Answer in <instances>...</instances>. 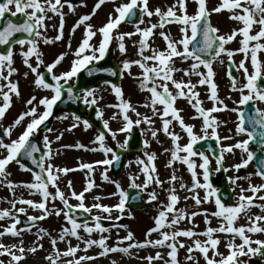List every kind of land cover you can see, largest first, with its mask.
Returning <instances> with one entry per match:
<instances>
[{
    "label": "rangeland",
    "instance_id": "374dc122",
    "mask_svg": "<svg viewBox=\"0 0 264 264\" xmlns=\"http://www.w3.org/2000/svg\"><path fill=\"white\" fill-rule=\"evenodd\" d=\"M43 2V0H42ZM64 4V7L61 9L63 13V35L62 39L55 41V37L60 33L61 25V16L59 14L48 11L46 13L45 19V28L41 29L43 36L47 37L49 40H53V43L45 44L43 38H38V48L41 53V59L43 64L40 65L38 71L42 72V69H47L46 66L52 63L57 56L61 53H67L63 61L53 70L56 75L61 74L62 72L68 71L71 68L72 62L76 59L74 53L79 47L81 41L84 39L85 33V24H82L80 27L76 28L73 32V27L77 21L83 15H90L93 11L94 6L98 0H81L80 3L72 4L75 8L74 11H70L68 4ZM129 0H106V2L96 10L95 14L91 16V20L87 21L86 24H91L94 30L99 29L106 23H108L109 16L111 15L115 18L118 13L115 12V8L123 3H128ZM176 0H149L148 7L150 10L154 11L156 8H160L162 11H166L168 7L175 4ZM221 3V0H206V6L211 12V21L214 25L218 26L219 33L221 35L231 34L233 29H239L242 27V24L230 19L231 13L227 10L221 11L219 13L212 12L211 10L217 7ZM15 9L13 8L12 11ZM197 10V4L194 0H187V12L189 15L195 14ZM20 15V14H18ZM160 18L156 15L148 17L143 16V23L139 24L141 29H144L150 24H158ZM137 24H121L113 30L112 36L114 37L111 41L109 47L112 49L115 59L119 62L121 69L123 71L122 65L125 60L134 61L140 59L138 55L139 51V42L142 39V36L136 32ZM180 25L176 23L165 24L164 28H157L154 30V34L149 37L148 44L150 48L157 50H165L167 47L166 41L160 35L161 31L169 35L173 39H180L182 34L180 32ZM258 26L253 28L252 34H255L258 31ZM124 33H135L131 36H125L124 45L126 51L121 53L119 50V43L116 39L121 34ZM190 35V32H189ZM101 35L97 32V35L92 38L90 43L98 46L101 40ZM242 36L237 35L236 38L225 47L228 49L235 50L240 47V40ZM264 43V41H261ZM70 45V47H69ZM28 45L21 47L20 45H14L13 47V67L16 71L10 77L13 82L18 83V88L20 95L12 96L11 107L5 113V116L0 119L2 127L5 129L9 128L14 124V121L24 112L28 111L29 105L27 101L35 96L36 101L34 105L38 106V113H42L45 108L43 105H39V100L43 97H51L53 93L50 90L38 88L35 85V80L37 75L33 73L24 63V56L22 53L27 50ZM182 51V46H178ZM145 55H151V51H145ZM259 57L264 61V52L259 54ZM232 59L235 60V64L238 65L241 60L244 59L242 53L235 54ZM223 61L221 63L220 61ZM29 62L36 66V58L33 56L30 58ZM151 65V61L148 62ZM193 63L191 59L182 61L179 57L174 58V67L180 69L173 74V77L177 81L191 80L193 84H196V92L199 93V99L202 101V106L205 109H211L213 107V102L209 100L210 95V85H199L198 81L200 77L196 75L185 76L184 70H188L190 65ZM229 63L228 57L222 55L216 61L213 62V70L215 76L213 78L214 83L217 85V94L220 100L223 101L224 105H227L226 110L217 111L212 113L218 122L216 125V132L220 133L223 139L224 149L232 147L231 152H224V169H227L226 175L229 180V184L233 190L235 201L233 204H225L226 206H235L239 204V197L241 195V188L248 189L249 185H261L264 184L263 179L256 175V170L252 166V161L246 167H242L241 171H237L234 167L237 164H240L242 160L247 159L248 153L243 151L240 148L233 147L238 142L248 140L247 133H237L236 128L239 124V111L242 109V105L238 103L240 99V92L232 89V82L227 74V64ZM246 67H248L249 72L252 71L250 59L246 62ZM200 72L206 73V69L201 66L199 69ZM27 73V76H25ZM7 70H5V75ZM142 75V69L133 64L130 71H123L121 78L120 87L123 92V101L130 102L132 108L135 111H128V116L131 120L135 121L137 119L141 120L139 125L133 124L134 129H138L143 133L145 141H147L148 146H145L144 143V154L140 156L133 154L128 159L126 167L119 172L118 178H114L110 169V165L97 164L98 161H103L104 159H113L112 153L105 155L103 151L98 150V143H93L95 137L98 135V131L92 126L85 128L83 121L84 118H81L79 122H76L73 115L66 111H58L55 114L51 115L52 117V126L49 129H52L51 132L46 131L44 134L36 132L34 136H39L42 138V144L44 145V136L47 135L49 141L51 142L52 158L51 160L45 161V164L51 163L56 168H68L72 169L67 174L60 173V178L57 182L60 191L65 193L66 198L68 199L69 204L74 206L80 213H83L82 209L76 207L80 201L71 196V192L75 191L77 194L84 191L87 184L91 181L94 184V187L85 192L84 201L86 207L92 208V205L99 203L101 205L108 206L111 209L110 213L103 212L102 210L92 208L91 212H88L92 215V219L87 221L90 226H94L93 217L100 216L101 224L104 228L108 229L106 232L94 231L91 236L88 233L84 232L83 229L78 230L79 235L83 239H77L76 237L66 236L64 240H60L59 236L61 230L65 227L70 228L71 225L66 221L63 211H67L63 202L56 198L52 200L51 198L47 202V208L51 214H49L45 219L40 220L39 224H35L31 227V231H23L20 236H12L10 234L0 236V244H3L6 247H11L16 245L17 247L20 244V241H23V246L26 249L25 259L20 261V264L26 263L32 252H28L27 249L37 246L38 250L36 253L41 256L47 253L48 256H55V252L58 249H65L75 247L79 245V251L75 254L74 259L78 258L81 253H85L93 259L86 261L85 264H149V261L146 259L148 256L155 257L159 252L163 259H154L152 264H170V258L168 252L170 249L168 247L161 246H148L144 248H131L129 252H109L106 255H101L103 249L98 245H93L88 247L85 251L84 241L87 239L99 240L101 236L106 237V245L109 248L128 247L130 241L124 240L123 238L127 236V233L131 231L134 234V239L132 242H143L146 239V233L149 229L155 227V219L158 217L160 211L163 210V205H166L169 200V189L174 188L175 194L179 197L178 203L175 205L177 210H185L189 215L192 212L201 213L192 217L191 219H184L178 225H175L172 228L165 227L161 231L173 232L179 230H188L191 229L197 233H203L208 227L218 228L223 220L217 218L211 213L216 212L217 206L215 205L214 198H211L209 202L196 204L195 200L191 197L198 194L201 199L205 196V189L197 188L195 192H189L186 188H181V184L187 186V188L192 187V175L189 171L186 164L182 161L177 160L169 163L172 160L171 152L174 148L172 139L166 135L162 130V120L159 115H154L151 104V94L140 88V77ZM237 87L242 86L246 81L244 78V73L242 70L239 71ZM76 81L75 77L69 81L71 84H74ZM161 83V81H156ZM0 83H5L0 81ZM170 90L175 94V90L171 83H169ZM94 95L97 99V105L99 109L103 112L104 121L109 122V128L112 132L116 133L115 139H113L111 133L106 135V145L111 147L115 152V149L120 145L124 144L126 138L129 136L130 131L122 132L120 129L126 123L123 120L122 110L114 105H119L121 99L117 98L115 92L113 91L112 85L109 83L102 82L96 87H94ZM247 94V92H245ZM83 97V92H81V99ZM83 100V99H82ZM2 102V101H0ZM195 101H193L194 103ZM148 105V106H145ZM178 110H180V115L183 117L185 124L194 125V132L197 135H205L202 131L203 128V119L199 117L198 113L194 108L189 104L188 100L185 98H178L175 101L174 105ZM217 107H223L222 105H217ZM157 108L162 112L163 106L157 105ZM236 109V111H232ZM139 113V117L137 116ZM115 116V119L113 117ZM150 117L152 123H146L143 121V117ZM66 117V118H65ZM196 117V118H194ZM32 117H25L20 125L12 127L11 136L4 140L5 143H10L11 140H15L18 136L25 130L26 125L31 121ZM168 119H172L171 116ZM73 123H78V126L72 128ZM71 128V131L68 129ZM157 132L156 137L152 136V131ZM170 132H175L180 136L179 144L181 146L186 145L189 142L187 133L180 127L179 123L175 120H172V123L169 127ZM212 129L208 130V135H211ZM63 133L61 139L57 140V136ZM32 136V137H34ZM77 144H81L84 147H77ZM68 146V147H66ZM92 149H97L93 151ZM251 151V148H248V152ZM155 154L154 165L156 168L155 173H152L154 177H157L161 184H157L155 180L148 183L147 187H140L142 194L145 200L150 202V205L143 209L137 211H131L126 205V198L128 194V189L132 186L133 180L136 184L143 186L147 180V176L143 172V165L138 161L143 160L145 163H148V155ZM7 152L4 149H0V157L6 156ZM178 155L183 157L186 155L181 152ZM191 159L199 165L202 161L199 156L192 157ZM92 164L93 169H82L81 164ZM19 163L16 161L11 162L7 167L6 171L10 173L7 179L0 177V210L8 209L13 215L20 217H39L43 215L42 210L33 209L28 205L18 203L20 200H32L34 202H40L42 197L35 190H29L24 185L33 182L32 171H27V167L21 168ZM217 164L211 158V169L214 176L218 179L217 176ZM198 178L201 183H204L202 176V169L199 167L196 168ZM105 175L107 179H105ZM175 175L177 179L171 181V177ZM238 177V179H237ZM231 180H235V183H232ZM11 181L15 187H8V182ZM71 181V189L68 187V182ZM120 185L118 189L116 184ZM49 192L55 195L56 188L49 186ZM121 190L126 194L124 197L120 195ZM155 192L157 194L156 200H150V194ZM244 195L252 196L251 191H245ZM257 196H264V191H261L256 194ZM99 197V199H95ZM188 197V199H185ZM124 199V209L121 211L117 205L120 204L121 199ZM17 201L15 209L12 208V202ZM255 205L264 204V201L256 199L254 201ZM25 208V213H18L17 209ZM61 209L62 214L57 216L55 215V210ZM207 212V219L210 221V224L205 223V215L203 213ZM254 216H264V211L261 210L258 206L250 207L246 212L239 214L238 219L234 223V227L239 226H249L248 217ZM172 219L170 215L168 221ZM13 220L11 218L0 219V231L5 227L9 226ZM83 224L84 222H78ZM126 226V227H125ZM259 226L264 227L260 224ZM18 229H22L21 224L17 225ZM43 229L45 232H41ZM46 233V234H45ZM246 235L253 241L261 240L264 241V232L259 233H249L246 232ZM42 237V239L40 238ZM55 238L57 240L56 249H53L51 240ZM160 238V233L155 232L148 237V239L156 240ZM213 238L219 240L215 251L220 253L222 256L227 257L230 254V249L228 248L229 242L240 245L243 243L242 239L236 235L226 232H216L213 234ZM198 239L201 242L206 241L208 238L204 235H197L193 238L188 237H178L177 242L184 244L185 247L177 249V261L178 264H206L203 254L199 251H194L191 255L194 257L193 260H188L186 257L189 255L188 246H192L193 240ZM122 241V242H121ZM42 245V248L39 247ZM252 248H257L258 245L253 243ZM15 250V249H14ZM246 255L238 256L236 259V264H264V255L257 253L252 254L247 252V246L244 248ZM16 254H19L17 251ZM209 257H212L213 250L210 248ZM112 256V257H111ZM0 259L4 260L3 264H11V257L9 255H0ZM216 260L220 259V256L215 257ZM84 262V261H83ZM82 263V262H81ZM39 264H51L48 259H40Z\"/></svg>",
    "mask_w": 264,
    "mask_h": 264
},
{
    "label": "snow or ice",
    "instance_id": "6c2138e0",
    "mask_svg": "<svg viewBox=\"0 0 264 264\" xmlns=\"http://www.w3.org/2000/svg\"><path fill=\"white\" fill-rule=\"evenodd\" d=\"M68 3V7L70 11H74V6L65 0ZM106 0H98L96 5L93 8V11L90 15H83L77 23L73 27V32L76 28L80 27L82 24H85V33L84 39L81 41L79 47L75 51L74 55L76 59L73 60L70 70L62 72L59 75H56L53 70L63 61L67 53H61L59 56L55 58V60L46 66L47 73L51 76V80L54 83H49L45 77V75L38 71L40 65L44 62L41 59V53L38 48V38H43L44 43H53V40H49L47 37L43 36L41 32L42 28H45V19L46 13L51 11L53 13L59 14L61 16V25H60V33L54 38L55 41H59L62 39L63 35V13L61 9L64 7V4L61 0H0V19L5 18L6 13H10L12 17L17 16L18 14L24 17L23 21L20 23H15L11 19L7 20V23L0 28V45L7 46L6 51L0 52V81H4L5 83H0V119L5 116L7 110L11 107L12 96H19V88L18 83L13 82L10 77L16 71L13 65V47L14 45H20L21 47L28 45L27 50L22 53L24 56L25 65L37 75L35 80V85L38 88H43L50 90L53 95L49 97H43L39 100V105H43L45 110L42 113H38V106L34 105V101H36V97H31L27 104L30 106L28 111L22 113L15 121L12 126L4 130V136H11L12 127L20 125L21 122L25 119V117H32L31 121L26 125L25 130L18 136L17 139L11 140L10 143H5L3 138H0V149H4L7 152L6 156L0 157V177L7 179L10 175L6 171V167L13 161L19 163L20 157H27L31 160L32 164H35L40 169L39 172H33V182L24 185L29 190H35L38 192L42 199L40 202H34L32 200H20L18 203L25 204L30 206L33 209L42 210L43 215L39 217H29V221L34 224L37 220L45 219L49 214H51L47 208V202L51 198L55 200L59 198L65 208L72 210L73 206L69 204L68 199L65 196V193L60 191L58 187V180L60 178V173L67 174L72 169L68 168H56L53 164L47 163L45 161L51 160L52 158V150H51V142L47 135L44 136V146L47 149L45 154H42L39 158L34 155V153L40 152V148L37 144L33 143L31 137L35 135L40 125L44 124V122L52 115L53 107L57 104L58 101L61 100L64 91L66 90L69 98L74 97V85L70 84L74 77L77 76L78 73L81 72L82 69L87 70L89 75H92L94 71H100V69L89 68L94 61H99L105 57L106 52L108 51L109 45L113 40L112 32L116 29L121 22L126 20H130L135 17L137 11H139L140 18L139 24H142L143 16L146 15L149 18L153 15H156L160 18L158 24H150V26L141 29L139 24L136 26V32L142 36V39L139 42V51L138 55L140 59L134 61L125 60L123 62L122 68L123 71H130L133 64L139 66L142 69V75L140 77L141 83L140 88L142 90H146L151 94V108L154 115H159L162 120V130L168 135L174 144V148L171 152L172 160L169 163V167L171 163L177 160L182 161L187 165L189 171L192 175V187L187 188L183 183L181 184V188H186L189 192H195L197 188L205 189V196L203 199L199 197L198 194L193 195L191 198L195 200L196 204L199 205L201 203L209 202L211 198H214L215 205L217 206V211L211 213V215L220 218L223 220V223L220 224L218 228L208 227L205 232L197 233L188 230H179L173 231L171 233L166 231H161L165 227L172 228L175 225H178L184 219H191L196 215L201 213L192 212L190 215L183 209L177 210L175 205L179 201V197L175 194V189H169V202L166 205H163V210L159 212L158 217L155 219V227L148 230L146 233V239L143 242H132L134 239V234L129 231L127 236L123 239L130 241L128 247L120 248V247H112L109 248L106 245V237L101 236L99 240L87 239L84 241L86 247L85 251L88 247L93 245H98L103 249L101 255H106L109 252H129L131 248H144L148 246H161L168 247L170 251L168 252V256L170 258V264H178L177 261V249L178 247H185L184 244H180L177 242L178 237H188L193 238L197 235H204L208 239L204 242H201L198 239H194L192 246H188L189 255L186 257L188 260H193L194 257L191 255L194 251H199L203 254L206 264H236V259L238 256L246 255L244 248L247 246V252L252 254H264V241L261 240H251L246 232L249 233H259L264 232V227L259 226L264 223V216H254L248 217L249 226H239L234 227V223L239 217V214L242 212H246L252 206H258L264 211V204L255 205L254 201L256 199L264 201V196H257L256 194L264 191V184L261 185H249L248 189L241 188V195L239 197V204L235 206H226L222 203V197L218 194V190L213 187L211 184L210 177V160L207 155L203 151H195L194 146L203 139H207L208 130L211 128V138H215L217 142L219 141V136L216 132L217 121L216 118L212 115V113L217 111H222L227 109V105H224L223 101L219 99L217 94V85L214 83L213 78L215 76L213 70V62L220 58L222 55H226L230 62V69L228 75L232 82V89L240 92V99L238 103L240 105H248L250 102H264V61H262L259 57L261 52H264V0H221V3L212 9V12L219 13L221 11L227 10L231 13L230 19L235 20L242 24V27L239 29H233L231 34L219 35V29L212 26L210 22L211 12L207 9L206 0H194L197 4V10L195 14L189 15L187 12V0H176V3L167 8L166 11H162L160 8H156L154 11L150 10L148 7L149 0H129L128 3H123L118 5L115 8V12L118 15L113 18L111 15L109 16L108 23L103 25L97 30L93 29L91 24H86L87 21L91 20V16L95 14L96 10L99 9ZM15 9L12 11V9ZM176 23L179 24L180 32L182 34L180 39H173L169 35L165 34L161 31L160 35L166 41L167 47L165 50H157L150 48L148 44V39L150 36L154 34V30L157 28L163 29L165 24ZM258 26L259 30L252 34L253 28ZM97 32L101 35V40L99 45H93L90 43L93 37L97 35ZM190 32V35H189ZM17 33H26L28 38H18L14 39ZM135 33H124L116 37L119 43V50L121 53L126 51L125 45L123 43L125 36H131ZM242 36L240 40V47L232 50L228 49L225 46L231 43L236 36ZM178 46H182V51ZM70 47V45H69ZM145 51H151V55H145ZM236 53H242L244 55V59L239 62L236 66L237 71L242 70L244 73L245 83L242 86L237 87L238 79L232 76L231 65L235 62L232 61V57ZM35 56L36 58V66L29 62L30 58ZM179 57L182 61L191 59L193 63L190 65L188 70H184L185 76L196 75L200 77L198 84L199 85H210V95L209 100L213 102V107L211 109H205L202 106V101L199 99V93L195 91L197 85L193 84L191 80L187 82L181 80L177 81L174 79L173 74L180 69L174 67V58ZM207 57V58H206ZM250 59L252 71L249 72L248 67H246V62ZM152 62L149 65L148 62ZM223 63V61H220ZM203 66L207 71L206 73L200 72V67ZM5 70H7V74L5 75ZM111 73V75H117V72L112 69H105ZM123 71L121 75H123ZM27 76V73H25ZM161 81V83H157L156 81ZM108 83V82H106ZM169 83L173 86L175 90V94L169 88ZM113 91L117 98L121 99V103L119 105H114V107H118L122 110L123 120L126 122L124 126L120 129L122 132H128L133 127V124L139 125L141 123L140 119L135 121L131 120L128 116V111H135L132 108L130 102L123 101V92L122 88L117 85H112ZM94 89H84L83 90V102L86 105H95L97 103V99L94 95ZM247 92V94H245ZM178 98H185L188 100L189 104L194 108L196 113H198L199 117L203 119V128L202 131L205 135H197L194 132V125L185 124L183 117L180 115V110H178L174 105L175 101ZM193 101H195L193 103ZM157 105L163 106L162 112ZM217 105H222L223 107H217ZM148 106V105H145ZM232 111H236V109H232ZM252 111L254 112V116L248 117L249 123L252 125V131H247L245 127V117L243 113H240L239 124L237 125L236 131L237 133H245L249 137V140L253 139L256 133V128L259 127L261 131L259 132V136L261 138V143L264 144V110L253 107ZM139 113L137 116L139 117ZM97 116H103L102 111L97 112ZM171 116V120L168 117ZM66 118V117H65ZM196 118V117H194ZM76 122L80 121L79 116L74 117ZM115 119V116L113 117ZM172 120H175L179 123L180 127L187 133L189 138V142L186 145L181 146L179 144L180 136L175 132H170L169 127L172 123ZM143 121L151 124L150 117H143ZM85 128L91 127L87 120L83 121ZM78 126V123H73L72 128ZM104 129H107L109 133H111L113 139H115L116 133L112 132L109 128V122L107 120L103 121ZM49 132L52 129H48ZM71 131V128L68 129ZM157 132L155 130L152 131V136L156 137ZM63 133L57 136V140L61 139ZM249 140H244L238 142L233 147L240 148L243 151L247 152V159L242 160L240 164L235 165L234 167L238 171L242 167H246L249 162H251L254 158L253 153L248 152L247 145ZM106 136L103 131L99 132L95 137L93 143H98L100 151H103L105 155L108 153H112L113 159L119 160V156H116L113 149L108 147L105 143ZM127 145V141L124 144H120L119 147L124 148ZM145 146L147 147V141H145ZM68 147V146H66ZM77 147L83 148L84 146L81 144H77ZM93 151L97 149H92ZM232 147H228L226 149L220 150V155L216 158L217 168L216 171L219 172L222 170L224 152H231ZM185 153L183 157L178 155L179 153ZM199 156L201 159V163L197 165L192 157ZM155 154L148 155V163L140 160L138 161L143 165V172L147 176V180L144 185H138L133 180L131 186L135 188L144 187L146 188L148 183L155 180L157 184H161L157 177H154L152 173H155L156 168L154 165ZM112 160L104 159L103 161H98L97 164H112ZM21 168H24V165H20ZM80 167L82 169L92 170V164H81ZM199 167L202 169V176L204 183L200 182L198 178V174L196 168ZM27 171H31V169H25ZM227 171V169H223ZM256 175L260 176L264 179V159L259 161L258 169ZM105 179L107 176L105 175ZM177 177L173 175L171 177V181H175ZM238 179V177H237ZM232 183H235V180H231ZM56 188L55 195L49 192V186ZM8 187L14 188L15 185L9 181ZM68 187L71 189L72 184L71 181L68 182ZM94 187V184L90 181L85 187L84 191L77 194L75 191L71 192V196L80 201V203L76 206L79 209H82L84 212H91L92 208H96L102 210L103 212L110 213L111 209L108 206L101 205L96 203L92 205V208H88L83 203L85 192L90 191ZM116 187L119 189L120 185L117 183ZM245 191H251L253 193L252 196H245ZM120 195L124 197L126 194L121 190ZM95 199H99L96 197ZM157 194L155 192L150 194V200H156ZM188 199V197H185ZM17 201L12 202V208L15 209ZM124 199L122 198L120 204L117 207L123 211L124 209ZM25 208L21 207L17 209L18 213H25ZM62 214L61 209L55 210V215L59 216ZM205 215V223L210 224V221L207 219V212L203 213ZM63 215L65 216L66 221L71 225L70 228L65 227L61 230L59 239L64 240L66 236L76 237L77 239H83L79 235L80 229H83L84 232L88 233L89 236L94 231L98 232H106L108 229L104 228L101 224V217L96 216L93 217L94 226H90L87 221L83 224L78 223L77 219L73 217L71 211H63ZM172 216V219L168 221V217ZM11 218L13 222L5 227L2 231H0V236L4 235H12V236H20L23 231H31V227H26L22 229H18L17 225L21 223L18 216L13 215V213L8 210H0V219ZM126 227V226H125ZM41 232H45V230L41 229ZM155 232L160 233V238L156 240L148 239ZM216 232H226L232 234L233 236L238 235L243 243L240 245H235L231 242L228 244V248L230 249V254L227 257L222 256L220 253L216 252L215 249L219 244V240L213 238V234ZM46 234V233H45ZM42 239V237H40ZM122 242V241H121ZM53 249H56L57 240L53 238L51 240ZM255 243L258 245L257 248H252L251 245ZM42 248V245H39ZM210 248L213 250L212 257H209L208 253ZM15 249V250H14ZM38 250L37 246H33L27 249L28 252H36ZM79 245L75 247H69L64 252H59L57 249L55 252V256H48V259L51 264H57V261L60 256H75V254L79 251ZM17 251L19 254H16ZM26 249L23 246V241H20L19 246L13 245L11 247H6L3 244H0V255H9L11 257V264H20V261L24 260ZM220 256L219 260H216L215 257ZM93 257L90 256H80L78 259L69 260L66 264H81L84 260H91ZM146 259L149 261V264H152L154 259H163L161 254L158 252L155 257L148 256ZM0 264H3V261H0Z\"/></svg>",
    "mask_w": 264,
    "mask_h": 264
},
{
    "label": "water",
    "instance_id": "95a60500",
    "mask_svg": "<svg viewBox=\"0 0 264 264\" xmlns=\"http://www.w3.org/2000/svg\"><path fill=\"white\" fill-rule=\"evenodd\" d=\"M68 1L69 2H80L81 0H68ZM140 15L141 14L139 13V11H137V14L135 17L131 18L130 20H126V21L127 22H137L140 18ZM9 19H11L15 23H20L23 21L24 17L22 15L12 17L10 13H6L5 18L0 19V28H2L7 23V20ZM18 38H28V37L26 33H17L14 39H18ZM6 48L7 46L0 45V52L6 51ZM89 68L100 69V71H94L92 75H89L87 70H84V69L81 70V72L78 74V77H77V83L76 85H74V97L69 98L65 90L62 95L61 100L58 101L57 104L55 105L54 112L58 110H68L78 115H86V117L88 118L89 122L92 125H94L98 129L106 133L103 128V122H102L101 117L97 116L98 110L96 109L95 105H92L87 113L84 112L83 108H84L85 103L80 102L79 91L82 89H91L94 85L98 84L102 80H109V81L114 82L116 85H118L120 82L121 70L119 68V64L112 57L111 51L107 52L106 56L100 61L96 62L94 65H89ZM105 69H112L117 72V75L113 76L111 75L110 72L105 71ZM43 74L45 75L49 83H54L51 80V76L47 73V71L44 70ZM244 113H245L244 114L245 126L248 129V131H252V125L249 123L248 117L254 116V115H251L249 111L244 112ZM51 123H52L51 119H48V121H46L44 125L40 127V132L42 133L45 132L51 126ZM258 128L259 127L256 128L255 135L258 133ZM6 137L7 136H4V131L0 127V138H6ZM40 141L41 140L39 138H34L32 140V142L37 144V146L40 148V152L34 153V155L37 157L38 160L40 156L44 154V152H47V149L41 146ZM255 141H256V137L254 136V138L251 140V143H254ZM214 142L215 140L204 142L203 148H205L206 146L207 147L210 146ZM141 143H142V136L140 135V133H138V131H134L132 137L127 142V145H126L127 148L118 149L116 156H119V160H115L112 165L114 174L116 176L118 174V171L121 170L125 166L128 155L134 151L141 150ZM262 145H263L262 143L258 144L257 145L258 148L255 151H253L254 165L257 168H258L259 161L264 159V152L261 150ZM219 150H220L219 147H216L213 149V152L216 153ZM20 160L26 166L30 167V169H32L33 171L35 172L40 171L38 166L35 164H32L29 158L22 156L20 157ZM222 179H223V186H222V190L219 192V195L224 200L232 201L231 190L228 188V183L224 176H222ZM129 203L133 210L140 209L148 205L146 202L142 200L141 195L138 192V189L135 187L131 189ZM70 211L75 219L85 220L86 218L89 217V216H83L81 218L80 215L75 213L74 208ZM22 222L25 226L32 224L30 221H27L26 219H22Z\"/></svg>",
    "mask_w": 264,
    "mask_h": 264
},
{
    "label": "bare ground",
    "instance_id": "6f19581e",
    "mask_svg": "<svg viewBox=\"0 0 264 264\" xmlns=\"http://www.w3.org/2000/svg\"><path fill=\"white\" fill-rule=\"evenodd\" d=\"M68 248H65V249H59V252H64V251H66ZM80 256H88L87 254H85V253H81L80 254ZM79 256V257H80ZM46 257H48V255H47V253H45V254H43L42 256L40 255V254H38V253H36V252H32V254H31V257H30V259L26 262V263H24V264H39V261H40V259L42 258V259H45ZM73 256H67V257H65V256H60L59 257V259H58V261H57V264H66V262L67 261H69V260H73L74 258H72ZM78 257V258H79ZM112 257V256H111ZM78 258H76V259H78ZM86 261H89V260H84V262L82 261V263L81 264H85V262Z\"/></svg>",
    "mask_w": 264,
    "mask_h": 264
},
{
    "label": "flooded vegetation",
    "instance_id": "af4514ba",
    "mask_svg": "<svg viewBox=\"0 0 264 264\" xmlns=\"http://www.w3.org/2000/svg\"><path fill=\"white\" fill-rule=\"evenodd\" d=\"M255 104L259 109L264 110V102L255 101Z\"/></svg>",
    "mask_w": 264,
    "mask_h": 264
}]
</instances>
